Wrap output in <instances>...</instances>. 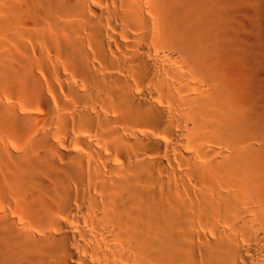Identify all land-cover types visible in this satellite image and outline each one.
I'll return each mask as SVG.
<instances>
[{
  "label": "bare ground",
  "instance_id": "obj_1",
  "mask_svg": "<svg viewBox=\"0 0 264 264\" xmlns=\"http://www.w3.org/2000/svg\"><path fill=\"white\" fill-rule=\"evenodd\" d=\"M263 134L264 0H0V264H264Z\"/></svg>",
  "mask_w": 264,
  "mask_h": 264
},
{
  "label": "rangeland",
  "instance_id": "obj_2",
  "mask_svg": "<svg viewBox=\"0 0 264 264\" xmlns=\"http://www.w3.org/2000/svg\"><path fill=\"white\" fill-rule=\"evenodd\" d=\"M261 100L263 101V98ZM230 102H231L232 107H236V109L239 108L240 100L238 98H235V99L230 98ZM261 140H262L261 149H262V152L264 153V134Z\"/></svg>",
  "mask_w": 264,
  "mask_h": 264
}]
</instances>
